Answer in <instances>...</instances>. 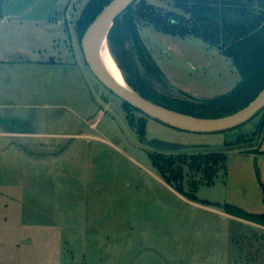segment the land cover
<instances>
[{"label":"rangeland","instance_id":"1","mask_svg":"<svg viewBox=\"0 0 264 264\" xmlns=\"http://www.w3.org/2000/svg\"><path fill=\"white\" fill-rule=\"evenodd\" d=\"M88 1L0 0V19L8 16L0 91L11 96L0 107V131L11 134L0 139H12L0 144V264H233L250 229L231 227L220 205L228 167L245 150L228 143L253 136L264 111L233 129L196 132L127 107L85 63L75 27ZM146 2L166 21L182 17L172 0ZM138 22L171 94L212 97L240 80L233 60L202 38L172 33L154 16ZM51 56L80 62L67 78ZM254 145L264 148V129ZM209 149L227 153L226 168L198 184L196 200L154 159ZM189 177L185 167L186 191Z\"/></svg>","mask_w":264,"mask_h":264},{"label":"trees","instance_id":"2","mask_svg":"<svg viewBox=\"0 0 264 264\" xmlns=\"http://www.w3.org/2000/svg\"><path fill=\"white\" fill-rule=\"evenodd\" d=\"M110 1L87 2L75 27L80 42L89 24ZM172 1L183 11L180 20L168 17L166 21L152 3L135 0L116 18L111 27L108 34L109 47L127 82L155 102L197 116L219 117L246 107L264 88V0ZM138 3L139 8H136ZM138 13L145 17L154 16L159 25L163 24L161 26L172 33L192 34L218 48L233 60L241 75L240 80L231 90L212 97H199L183 89V96L171 94V83L167 74L142 37ZM171 14L175 15L174 12ZM123 102L135 108L125 100ZM263 129L264 122L259 124L253 136L249 133L241 134L235 142L228 145L253 140L256 134L260 136ZM253 146L255 145L239 148L250 149ZM188 154L180 151L176 156L170 154L160 159L155 154L154 159L169 181H175L181 192L196 200L195 190L198 184L213 182L219 171L226 168L227 153L219 149H209ZM185 167L189 170V191L184 189L183 184ZM198 175L201 178H196ZM220 205L230 214L264 224V212H251L230 202Z\"/></svg>","mask_w":264,"mask_h":264},{"label":"water","instance_id":"3","mask_svg":"<svg viewBox=\"0 0 264 264\" xmlns=\"http://www.w3.org/2000/svg\"><path fill=\"white\" fill-rule=\"evenodd\" d=\"M135 0H111L96 15L82 37V48L88 64L96 76L115 94L144 114L156 118L171 126L196 132H218L241 126L264 109V88L246 107L219 117H202L167 107L142 95L126 80L123 85L112 78L103 68L100 61L102 38L108 34L116 18L120 16ZM109 44V43H108ZM259 135L253 140L234 143L228 147H241L257 143Z\"/></svg>","mask_w":264,"mask_h":264},{"label":"crops","instance_id":"4","mask_svg":"<svg viewBox=\"0 0 264 264\" xmlns=\"http://www.w3.org/2000/svg\"><path fill=\"white\" fill-rule=\"evenodd\" d=\"M6 18L0 19V27ZM0 61L6 60L0 58ZM50 61L54 66H62L63 68L60 71L67 78H70V70L68 69L74 65H78L80 62L76 58L69 61L61 57L54 58V56L50 57ZM10 98V95L8 97H1L0 91V107L4 106ZM0 119H4L3 116L0 115ZM18 133L25 134L26 136L30 134L20 131ZM2 134L9 136L11 132L4 131L3 133V131H0V135ZM4 141L11 143L12 139H0V144L4 145ZM3 148L0 146V150ZM23 153H31L30 146L27 147L25 143L23 145ZM242 155H244L242 158L234 160L233 164L228 167L230 196L228 194L226 198L227 202L237 204L251 212H264V148L253 146L250 149L243 150ZM224 215L229 220L234 221L231 227L246 226L250 229L245 235L244 242L241 244L235 243L238 247V257L234 255L231 258V262L233 264H264V224L230 214L226 211H224Z\"/></svg>","mask_w":264,"mask_h":264},{"label":"bare ground","instance_id":"5","mask_svg":"<svg viewBox=\"0 0 264 264\" xmlns=\"http://www.w3.org/2000/svg\"><path fill=\"white\" fill-rule=\"evenodd\" d=\"M99 54L101 64L106 72L119 83L126 85V78L123 76L121 68L112 55L106 35L102 38Z\"/></svg>","mask_w":264,"mask_h":264},{"label":"flooded vegetation","instance_id":"6","mask_svg":"<svg viewBox=\"0 0 264 264\" xmlns=\"http://www.w3.org/2000/svg\"><path fill=\"white\" fill-rule=\"evenodd\" d=\"M80 45H81V47H82V40H81V42H80ZM82 51H83V48H82ZM83 57H84V60H85V63H86V65L90 68V66H89V64H88V61H87V59H86V57H85V54H84V52H83ZM91 69V68H90ZM92 70V69H91ZM92 73H93V75L95 76V78L96 79H98V81L103 85L104 83L96 76V74L92 71ZM105 85V84H104ZM96 87H99V85H95ZM106 86V85H105ZM112 91V90H111ZM127 107H129L130 108V106H127Z\"/></svg>","mask_w":264,"mask_h":264}]
</instances>
